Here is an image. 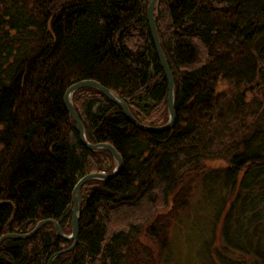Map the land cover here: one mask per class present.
<instances>
[{"label":"trees","instance_id":"16d2710c","mask_svg":"<svg viewBox=\"0 0 264 264\" xmlns=\"http://www.w3.org/2000/svg\"><path fill=\"white\" fill-rule=\"evenodd\" d=\"M148 3L0 0V235L45 218L69 234L74 183L114 165L79 140L63 104L74 81L113 90L139 122L167 121ZM156 3L175 121L141 131L95 89L73 93L86 139L110 143L122 167L82 186L77 242L51 264H157L161 256L166 264L169 216L197 181L226 245L252 252L231 234L243 221L264 228V0ZM70 243L45 224L26 239H4L0 264H46ZM252 253L264 264V253Z\"/></svg>","mask_w":264,"mask_h":264},{"label":"rangeland","instance_id":"374dc122","mask_svg":"<svg viewBox=\"0 0 264 264\" xmlns=\"http://www.w3.org/2000/svg\"><path fill=\"white\" fill-rule=\"evenodd\" d=\"M198 185V181L195 182L188 202L169 216L167 236L170 241V252L166 264H257V261L260 262L252 252L259 255L264 253L263 226L260 223L248 224L243 221L241 231L231 234L232 241L252 252H241L226 245L220 233V223L215 224L210 220L211 204L204 200ZM163 258L161 256L160 260L156 259L157 264H164Z\"/></svg>","mask_w":264,"mask_h":264},{"label":"water","instance_id":"95a60500","mask_svg":"<svg viewBox=\"0 0 264 264\" xmlns=\"http://www.w3.org/2000/svg\"><path fill=\"white\" fill-rule=\"evenodd\" d=\"M156 2L158 0H149V3L146 7V18H147V25H148V31L149 35L152 41V46L155 51V55L157 57V60L161 66V69L164 73V77L166 79L167 83V95H166V108L168 113L167 121L160 125H148L142 122H139L130 110L128 109L127 104L125 101L120 98L113 90L101 85L96 80L92 79H85V80H79L74 81L71 85H69L64 94H63V104L65 106V109L69 115V117L73 120L76 133L78 134L80 142L88 149L94 150V151H107L113 161H114V167L109 173H103V172H91L88 174H84L81 177L77 179V181L74 183L71 194H70V224H71V231L69 234H65L62 232L61 227L58 223V221L51 219V218H45L37 221L35 225L32 227L29 232L26 233H13L8 232L0 235V243L6 239V238H14V239H26L30 237L31 235L35 234L43 225L45 224H51L54 227L55 233L65 239L66 241H71L70 245L66 248L54 251L49 258L47 259L46 264H51V262L54 260L55 257L58 255L65 253L75 246L77 242V234H78V217H79V211H80V190L82 186L90 180H108L115 176L117 174L121 167H122V158L121 155L116 151V149L107 142H98V143H90L85 137L83 125L75 112V109L73 107L72 102V95L73 93L81 88H93L95 91L100 92L102 95H104L109 101H112L116 105L120 107V111L124 115V117L130 121L132 125H134L136 128L140 129L141 131L146 132H161L169 129L174 121H175V111H174V82L171 76L170 68L168 66V63L163 56L162 49L160 47L159 38L157 35L156 25H155V18H154V12H155V6Z\"/></svg>","mask_w":264,"mask_h":264}]
</instances>
